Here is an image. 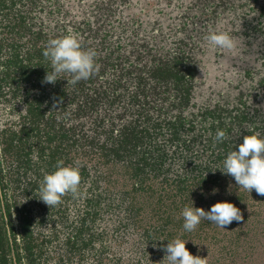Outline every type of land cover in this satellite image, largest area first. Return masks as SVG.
I'll use <instances>...</instances> for the list:
<instances>
[{"label": "trees", "instance_id": "1", "mask_svg": "<svg viewBox=\"0 0 264 264\" xmlns=\"http://www.w3.org/2000/svg\"><path fill=\"white\" fill-rule=\"evenodd\" d=\"M200 1L233 52L195 45L191 0H0V264H166L167 239L202 258L196 239L222 240L230 225L185 232L179 214L241 200L217 168L264 136V0ZM68 33L95 73L42 82ZM61 159L80 194L49 208L39 182Z\"/></svg>", "mask_w": 264, "mask_h": 264}, {"label": "clouds", "instance_id": "2", "mask_svg": "<svg viewBox=\"0 0 264 264\" xmlns=\"http://www.w3.org/2000/svg\"><path fill=\"white\" fill-rule=\"evenodd\" d=\"M205 40L209 48H219L229 53L236 47L233 36L223 31L210 30ZM42 56L50 66L43 77L44 83H55L66 74L70 76L67 83L75 84L88 79L96 71L95 51L83 48L79 38L72 33L50 38L42 50ZM225 135L224 130L218 129L214 142L222 141ZM217 169L231 176L238 188L249 193L255 191L258 196L264 197V136L257 132L243 135L241 142L226 154L222 166ZM80 182L78 164L68 165L62 159L57 160L54 170L45 172L39 182V199L49 208L56 206L66 193L78 196ZM216 191L214 188L213 194ZM191 202L179 214L183 218L182 228L185 232H192L202 219L222 229H226L233 221L241 220L240 210L229 201H217L207 211L202 207H194ZM167 241L162 246L165 255L161 261H166V264H205V257L193 255L185 247L187 240L178 236Z\"/></svg>", "mask_w": 264, "mask_h": 264}, {"label": "rangeland", "instance_id": "3", "mask_svg": "<svg viewBox=\"0 0 264 264\" xmlns=\"http://www.w3.org/2000/svg\"><path fill=\"white\" fill-rule=\"evenodd\" d=\"M188 10H191L194 22L191 28H197L192 34L196 45L211 30L207 25L210 22V16L206 17L209 10L202 6L200 0H191ZM239 22L242 23L241 20ZM216 68L214 65V72ZM221 192L241 198L239 202H235L233 198L230 200L240 210L241 220L229 224L227 230L229 233L225 232L222 240L220 238L212 240L209 237L196 239L195 243L201 251L200 254L204 255V259L211 264H264V197L258 196L255 191L249 193L240 189L235 182L231 181ZM239 193L241 194L238 195ZM203 209L208 210L205 207ZM218 253L221 256L219 260H216Z\"/></svg>", "mask_w": 264, "mask_h": 264}]
</instances>
